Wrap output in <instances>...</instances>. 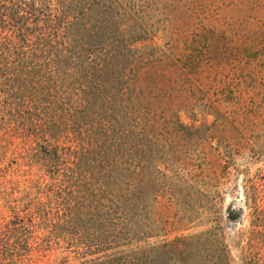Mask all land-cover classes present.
I'll return each mask as SVG.
<instances>
[{
    "label": "rangeland",
    "instance_id": "rangeland-1",
    "mask_svg": "<svg viewBox=\"0 0 264 264\" xmlns=\"http://www.w3.org/2000/svg\"><path fill=\"white\" fill-rule=\"evenodd\" d=\"M24 2L0 264H264V0Z\"/></svg>",
    "mask_w": 264,
    "mask_h": 264
},
{
    "label": "trees",
    "instance_id": "trees-1",
    "mask_svg": "<svg viewBox=\"0 0 264 264\" xmlns=\"http://www.w3.org/2000/svg\"><path fill=\"white\" fill-rule=\"evenodd\" d=\"M34 2H35V0H34ZM23 3L25 6H23ZM20 5H21L20 7H22V9H24L26 11L27 9L31 8L34 4L30 5V3L24 2V0H20Z\"/></svg>",
    "mask_w": 264,
    "mask_h": 264
}]
</instances>
